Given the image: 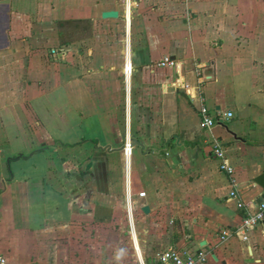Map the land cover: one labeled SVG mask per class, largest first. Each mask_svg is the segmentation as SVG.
Listing matches in <instances>:
<instances>
[{
    "label": "crops",
    "instance_id": "1",
    "mask_svg": "<svg viewBox=\"0 0 264 264\" xmlns=\"http://www.w3.org/2000/svg\"><path fill=\"white\" fill-rule=\"evenodd\" d=\"M261 173L264 0H0L4 264H264Z\"/></svg>",
    "mask_w": 264,
    "mask_h": 264
},
{
    "label": "built area",
    "instance_id": "2",
    "mask_svg": "<svg viewBox=\"0 0 264 264\" xmlns=\"http://www.w3.org/2000/svg\"><path fill=\"white\" fill-rule=\"evenodd\" d=\"M176 63L170 57L162 58L158 63L157 67H175ZM198 115L200 117V126L202 129H210L215 124V119L212 114L208 111L205 106H200L198 109ZM228 118L232 117V114H227ZM212 155L218 159L222 160L219 165L221 171L226 172L229 176H232L233 170L228 167L226 161L223 160L224 154L223 149L220 144H214L212 146ZM131 152V143L127 142L124 145V154L127 156ZM144 193H140L139 197H144ZM231 197L236 198L237 194L235 192L230 193ZM264 221V199L260 201L255 211L251 214L246 215L240 222V224L232 231V233L222 232L220 235V241H225L232 235L237 236L243 242L248 241V232L254 229L258 225H262ZM208 254L205 251H199L197 253H192L186 248L177 249L170 248L163 252L159 256V262L161 264H205ZM0 264H4L3 259H0Z\"/></svg>",
    "mask_w": 264,
    "mask_h": 264
},
{
    "label": "water",
    "instance_id": "3",
    "mask_svg": "<svg viewBox=\"0 0 264 264\" xmlns=\"http://www.w3.org/2000/svg\"><path fill=\"white\" fill-rule=\"evenodd\" d=\"M116 16H117V14L115 12H107V13L103 14V17H116ZM253 182L261 188V190L263 192L262 193V199H264V173H261L260 175L255 177L253 179ZM142 210L145 213L148 212V208L147 207H144ZM263 224H264V221H263Z\"/></svg>",
    "mask_w": 264,
    "mask_h": 264
}]
</instances>
